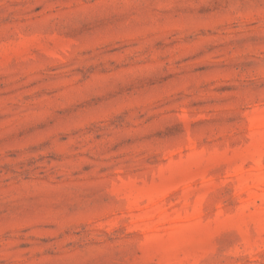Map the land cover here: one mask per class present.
I'll return each instance as SVG.
<instances>
[{
	"label": "rangeland",
	"instance_id": "374dc122",
	"mask_svg": "<svg viewBox=\"0 0 264 264\" xmlns=\"http://www.w3.org/2000/svg\"><path fill=\"white\" fill-rule=\"evenodd\" d=\"M0 264H264V0H0Z\"/></svg>",
	"mask_w": 264,
	"mask_h": 264
}]
</instances>
